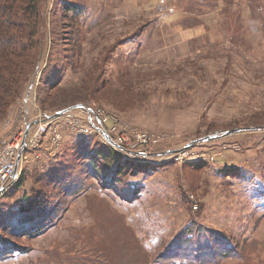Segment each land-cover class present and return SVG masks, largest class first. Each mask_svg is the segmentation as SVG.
Returning <instances> with one entry per match:
<instances>
[{
	"label": "rangeland",
	"instance_id": "1",
	"mask_svg": "<svg viewBox=\"0 0 264 264\" xmlns=\"http://www.w3.org/2000/svg\"><path fill=\"white\" fill-rule=\"evenodd\" d=\"M170 1L190 0H47L45 54L24 92L31 90L32 114L39 118L54 106L86 108L71 109L48 124L40 146L20 165L48 170L35 186L48 199V211L39 234L16 239L26 249L15 248L0 264H141L149 259L145 251L154 259L166 245L191 254L181 262L199 264L198 249L216 246L225 236L264 240V22L247 10L251 0H227L243 8V43L228 37L224 17L217 21L215 12L199 13L198 28L179 30L168 23L178 5ZM67 2L81 6L66 18L70 26L63 13ZM78 31L84 52L67 70ZM47 78L59 79L60 86ZM19 102L0 123V141L30 121ZM101 113L130 133L137 150L149 152L237 127L263 128L172 155L135 158L113 184L108 174L115 175L120 156L102 148L104 167L96 170L88 162L91 156L75 148L97 138L108 142L96 131L81 130L89 117L98 122ZM57 134L59 148L45 155ZM127 156L122 152L121 166ZM33 185L27 180L22 191L3 201H23ZM127 246L135 259L126 258ZM232 264H264V249Z\"/></svg>",
	"mask_w": 264,
	"mask_h": 264
},
{
	"label": "trees",
	"instance_id": "2",
	"mask_svg": "<svg viewBox=\"0 0 264 264\" xmlns=\"http://www.w3.org/2000/svg\"><path fill=\"white\" fill-rule=\"evenodd\" d=\"M226 1L227 0H190L184 3V5H180L179 2L170 1L178 5L171 8L170 14L167 16L168 23L179 30H191L197 27L196 22L199 20V13L209 14L215 12L217 21L224 17V24L222 21L218 24H223V29H226L228 37L243 43L242 39L244 35L241 32L243 29V18L241 20L243 8L240 5L237 7L233 3L227 5ZM251 1L247 10L251 12L254 18H258L259 21L264 22V4L260 0L259 5H257V2L254 3V0ZM46 3L47 0H0V123L8 115L16 101L18 99L20 100L22 97L29 78L32 75L34 76L38 69H40L39 63L43 59L46 49L44 37L48 16L46 13ZM205 5H208L210 10L203 9ZM80 7V5H75L73 2H67L63 10L64 19L66 20V18H69V13H72L73 10ZM244 9L246 10V7H244ZM80 13L81 11L76 10V15H81ZM69 19H71V17ZM66 24L70 26L67 20ZM204 24L206 27L210 25L207 21ZM144 26L145 25L140 26L137 29L138 32L135 34L140 36L144 31ZM149 27L151 28V25ZM79 28L78 26L76 29L79 30ZM205 31L209 32V29L205 28ZM83 41L84 37L82 33L78 31L77 38L74 41V47L70 50L69 56H67L68 62L64 67H68L67 70L69 66L77 64L82 56L84 52ZM123 42L122 40L116 42L113 45L112 52H115L118 46ZM245 47L251 48L247 44ZM78 64H81V62ZM92 67H94V64ZM44 73L49 74V70L46 69ZM90 74L92 75V73L89 72V75ZM55 79L57 83H55V80L48 78L47 81L52 82V86L58 88L61 82L59 83V79ZM85 80L87 82L86 78ZM61 107L62 106L51 107L53 111L50 113L58 111ZM258 127L261 129L263 128L262 125H258ZM94 141L91 143L85 141L86 143H80L75 148L76 150L80 148V151H83V155L86 154L87 157L91 156L88 161L89 164L93 169L100 170L104 167V162L102 160L106 158L104 156L102 157V152H107V150L102 148L110 147V151L115 152L116 157L120 156L119 159L115 158L116 167L113 168L115 175L114 172L108 174L109 177L112 175L111 181L113 184H116L120 178V173L124 172V168L128 166L127 164L130 165L135 157L128 155L130 158L128 160L130 162L125 161L121 166L119 160L121 159L122 152L116 146L109 142L99 140L98 138ZM86 148L91 151L86 150ZM64 153L65 151L62 150L60 155L63 156ZM57 158H59L58 155ZM146 159L147 158L142 157L138 160ZM53 162L55 165L58 160ZM130 168L132 169V167ZM29 169L28 166L20 168L18 179L0 196V259H4V256L8 255L15 248L25 250L26 246L19 243L16 239L23 236L39 234L42 229L41 227H43L45 223L46 211H48L45 204L48 202V199L46 200L42 194H37L38 192L35 186L38 182V178L42 177L43 174H48V170L41 171L38 167L33 169V171ZM27 180H31L32 183H34L30 190V195L25 191L23 201H3L7 197L16 196L19 191H22L25 188ZM53 208L54 205L51 206V209ZM48 213H50V211ZM49 218H52V216L50 215ZM37 225L39 226L38 228ZM258 247L264 249V240L260 242L258 239L252 238L245 239L244 241H237L225 236L220 239V242L216 246H202L198 249L200 251L198 253V259L201 261L199 264H232L233 260H244L249 254V251H255ZM147 251H145V254L149 256V259L141 264H188L180 260L183 258H191V254L188 253L187 250L182 247L172 248L170 245H166L164 250L160 247L156 255L157 258L154 259L150 257ZM125 256L128 260L135 259L133 249L127 246L125 249Z\"/></svg>",
	"mask_w": 264,
	"mask_h": 264
},
{
	"label": "built area",
	"instance_id": "3",
	"mask_svg": "<svg viewBox=\"0 0 264 264\" xmlns=\"http://www.w3.org/2000/svg\"><path fill=\"white\" fill-rule=\"evenodd\" d=\"M57 118L58 117L51 120H47L42 117L39 118L41 121L33 126L31 133L27 138L25 150L20 161L21 164L29 158L31 149L40 146L41 135L48 130V124H54ZM109 120L110 118L108 116L104 117L102 113L99 114L98 122L93 121V119L89 117L88 125H85L81 130L84 132L96 131L99 136L108 141L105 137V133L107 132L115 139L118 144L123 145L131 150H137V143L132 142V136L130 133L128 131H122L118 128V125L115 123V121L110 123ZM28 124L29 121H26V123L22 125V128L18 132L0 141V189L3 186L9 185L13 182L12 176L17 164L18 155L23 147L24 136ZM54 131H56V129H54ZM136 135H140V133H137ZM53 144L55 147H48V151L45 153V155L55 154V149L59 148L60 135L57 134L55 136ZM38 156L40 155H36V157Z\"/></svg>",
	"mask_w": 264,
	"mask_h": 264
},
{
	"label": "water",
	"instance_id": "4",
	"mask_svg": "<svg viewBox=\"0 0 264 264\" xmlns=\"http://www.w3.org/2000/svg\"><path fill=\"white\" fill-rule=\"evenodd\" d=\"M78 107L79 108L80 107H86V105L83 104V103H77V104L71 105L69 107H66L64 109H60V110H58V111H56L54 113L49 114L46 117V119L56 118L58 116H61V115L65 114L69 110L75 109V108H78ZM39 121H41V119L37 118V119H34V120L29 122L28 127H27L26 132H25V136H24L23 147H22V149H21V151H20V153L18 155L17 164H16V167H15L13 176H12L13 177V182L11 184H9V185L3 186L0 189V196L3 195L9 189V187L18 179V177H19V165H20L22 154H23V152L25 150V144L27 143V138L30 135L33 126L35 124H37ZM258 129H259V127H257V126H243V127H237V128H233V129H228V130L224 131L223 133H212V134H208V135H205V136L198 137L196 139H193V140L189 141L187 144H185L182 147L170 148V149L161 150V151H155V152L128 149L127 147L118 144L115 141V139L107 132L105 133V137L111 144H113L118 149H120L123 153H126L129 156H131V157L148 158V157L172 155V154H174L176 152L184 151V150H186V149H188L190 147H193V146H195L197 144H200V143H203V142H206V141L222 138V137L229 136L231 134H235V133L242 132V131H254V130H258Z\"/></svg>",
	"mask_w": 264,
	"mask_h": 264
},
{
	"label": "crops",
	"instance_id": "5",
	"mask_svg": "<svg viewBox=\"0 0 264 264\" xmlns=\"http://www.w3.org/2000/svg\"><path fill=\"white\" fill-rule=\"evenodd\" d=\"M30 94H31V90H30V92H28L26 89L24 92V96H22L20 98L19 103L25 112V116L28 117L31 121V120H34L36 118V114L35 115L32 114V104H31L32 99L30 98ZM12 117H13V112H12V114H10V116L6 120V122L8 121L7 122L8 127L10 125L9 122L12 121Z\"/></svg>",
	"mask_w": 264,
	"mask_h": 264
}]
</instances>
